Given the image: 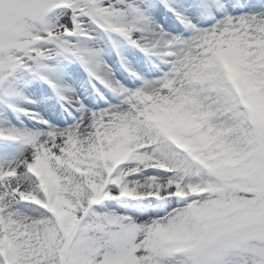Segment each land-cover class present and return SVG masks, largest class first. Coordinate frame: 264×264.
Returning a JSON list of instances; mask_svg holds the SVG:
<instances>
[{
  "label": "snow or ice",
  "instance_id": "6c2138e0",
  "mask_svg": "<svg viewBox=\"0 0 264 264\" xmlns=\"http://www.w3.org/2000/svg\"><path fill=\"white\" fill-rule=\"evenodd\" d=\"M0 264H264V0H0Z\"/></svg>",
  "mask_w": 264,
  "mask_h": 264
}]
</instances>
